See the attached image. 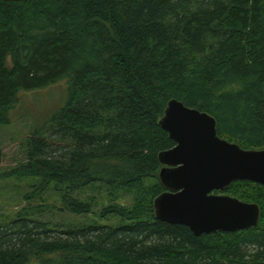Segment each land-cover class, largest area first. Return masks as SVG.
Wrapping results in <instances>:
<instances>
[{
	"label": "trees",
	"instance_id": "trees-1",
	"mask_svg": "<svg viewBox=\"0 0 264 264\" xmlns=\"http://www.w3.org/2000/svg\"><path fill=\"white\" fill-rule=\"evenodd\" d=\"M61 80L63 106L4 174L37 186L0 223V264H264V186L224 190L260 207L257 226L236 232L196 236L153 207L166 190L158 153L175 145L159 124L171 99L212 115L220 137L264 148V0H0V124L21 90ZM49 188L58 205L31 203ZM101 197L99 216L118 223L40 219L91 214Z\"/></svg>",
	"mask_w": 264,
	"mask_h": 264
},
{
	"label": "water",
	"instance_id": "water-1",
	"mask_svg": "<svg viewBox=\"0 0 264 264\" xmlns=\"http://www.w3.org/2000/svg\"><path fill=\"white\" fill-rule=\"evenodd\" d=\"M159 124L175 145L158 153V177L166 190L153 201L156 219L185 225L196 236L257 226V203L214 192L236 181L264 186V148L244 149L220 137L212 115L176 99Z\"/></svg>",
	"mask_w": 264,
	"mask_h": 264
},
{
	"label": "rangeland",
	"instance_id": "rangeland-1",
	"mask_svg": "<svg viewBox=\"0 0 264 264\" xmlns=\"http://www.w3.org/2000/svg\"><path fill=\"white\" fill-rule=\"evenodd\" d=\"M231 88V87H230ZM67 97V81L61 80L46 87L35 90H21L18 94L19 102L10 110V122L0 124V147L2 149V161L0 164V223H7L14 218V214L22 207L29 204L24 200L27 193H31L37 186V182L28 176L5 177L4 174L14 168H18L27 161L28 136L46 121L54 112L63 106ZM85 194H90L88 191ZM218 194H227L224 191ZM230 195V194H228ZM231 196V195H230ZM105 198V196H103ZM98 198L93 212L88 215H74L67 212L50 211L40 219L50 222L57 228L61 225H89L93 223L110 224L118 223V218L108 217L102 219L99 216L101 208L107 204L105 199ZM57 192L49 188L39 197L31 200V203L58 205ZM134 195L125 191L119 192L118 202L130 207L133 205ZM251 249V248H250Z\"/></svg>",
	"mask_w": 264,
	"mask_h": 264
}]
</instances>
